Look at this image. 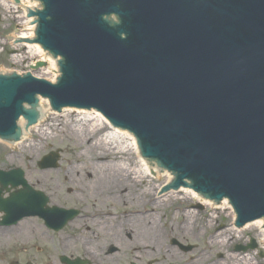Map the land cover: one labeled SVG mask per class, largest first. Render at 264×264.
<instances>
[{"label":"water","instance_id":"1","mask_svg":"<svg viewBox=\"0 0 264 264\" xmlns=\"http://www.w3.org/2000/svg\"><path fill=\"white\" fill-rule=\"evenodd\" d=\"M42 1L37 42L65 60L62 77L0 81V137L10 147L43 122L37 95L54 110L93 108L176 172V187L188 179L232 201L239 225L264 216V0ZM111 14L121 18L115 28L104 20ZM56 154L39 165L51 167ZM1 180L22 185L18 197L28 189L20 169ZM30 197L15 211H33Z\"/></svg>","mask_w":264,"mask_h":264},{"label":"flooded vegetation","instance_id":"2","mask_svg":"<svg viewBox=\"0 0 264 264\" xmlns=\"http://www.w3.org/2000/svg\"><path fill=\"white\" fill-rule=\"evenodd\" d=\"M17 52L6 51L7 57ZM7 159L0 158V172L10 170L3 166ZM28 169L25 179L30 189L43 194L44 204L37 215L16 220L9 207L15 203L11 197L17 188L0 180V264H70L78 257L76 247L80 264H264L263 228L238 230L225 208L194 204L183 195L176 194L180 204L169 206L178 198L160 194L165 178L144 177L140 182L133 175L129 179L139 182L133 191L102 182L105 185L77 194L83 201L69 208L60 181L51 191ZM147 192L150 195L145 196ZM53 207L75 209L77 216L56 230L45 220ZM34 243L42 247L26 255Z\"/></svg>","mask_w":264,"mask_h":264},{"label":"rangeland","instance_id":"3","mask_svg":"<svg viewBox=\"0 0 264 264\" xmlns=\"http://www.w3.org/2000/svg\"><path fill=\"white\" fill-rule=\"evenodd\" d=\"M2 5V4H1ZM0 5V17H1V26H0V62L6 63L5 65H0V69L4 71L15 70L19 73L29 71V62L27 57L28 52L25 48H18L21 52V55L14 58H8L6 51L13 50L17 48L12 45L10 41L12 37H18V22L20 20L16 19V15L20 16L23 12L22 10H14L9 9V7H5L6 10L3 9ZM17 13H16V12ZM25 49V50H24ZM8 58V59H7ZM11 60V61H10ZM28 62V65H25V62ZM5 67V68H4ZM47 68V67H46ZM57 69V66H56ZM59 72V71H58ZM57 72V73H58ZM35 76L41 79H45L48 82L51 80L50 75H45L42 72H34ZM58 77V76H57ZM56 77V78H57ZM55 78V79H56ZM54 79V80H55ZM45 108H50L48 104L45 105ZM48 117L44 120V130L47 135V138H44L43 143L35 147V150H32L33 147L26 146L23 147L26 151L22 153L21 150L19 151L18 148H10L7 146V143L0 141V158H4L6 155L7 159L3 166L11 169L15 168H22L26 170L29 168L28 171H34L33 178L35 180H39L42 184L46 187H50L51 191L55 190V185L58 181L64 185V188L61 189V193L63 194L64 203L68 205V207L76 206L83 201V199L78 195H83L85 190L89 189L90 187H96L105 185L102 181L99 180L100 173L98 172V168L100 166L98 162L100 159L105 158L104 154L100 152L92 153V149L90 147L91 142L90 139H94L93 142L96 140L93 137L86 138V129L83 131L80 127H76V120L70 117H56L55 119H50V114L47 115ZM46 130V131H45ZM91 130V128H89ZM44 134V133H42ZM100 136V135H99ZM36 140V139H35ZM32 139V141H35ZM30 141V139H29ZM27 142L25 141V144ZM21 149V148H20ZM89 149V150H88ZM60 151L61 156V164L60 169H48L47 171L41 172L37 167L35 168V163L40 161L43 156H45L49 152H57ZM116 154V153H115ZM122 155V164L126 167H129L131 170L138 164L137 163V155L134 153L123 152ZM118 157V153L116 154ZM28 158H31L30 161ZM100 160V161H99ZM76 167V170H71L70 167ZM134 177L138 176V170H132ZM28 172L27 175H29ZM89 176H91L89 178ZM137 179V178H136ZM162 180V179H161ZM160 181V180H159ZM115 185L120 184L121 187L117 186V190L124 188L128 191L136 190L139 186V182L135 180H122L120 183H112ZM149 184V183H148ZM159 184V183H155ZM110 188V187H109ZM67 189L68 194H65V190ZM112 189V188H110ZM116 190V189H115ZM151 190V189H150ZM149 190V191H150ZM145 196L150 195V192L144 194ZM178 198V197H176ZM175 198V199H176ZM178 202V203H177ZM180 199L178 198L175 202L170 203L169 206H176L180 204ZM36 247H42V243H34L30 244V247L26 250V255H32L33 249ZM32 248V249H31ZM51 249L54 250V247L51 246ZM77 258H81L79 251L77 250ZM53 253V252H51ZM50 253V254H51ZM45 255V254H43ZM46 256V255H45ZM76 257V253H75Z\"/></svg>","mask_w":264,"mask_h":264},{"label":"bare ground","instance_id":"4","mask_svg":"<svg viewBox=\"0 0 264 264\" xmlns=\"http://www.w3.org/2000/svg\"><path fill=\"white\" fill-rule=\"evenodd\" d=\"M22 6L24 5V8H29L35 5L34 2L31 0H20ZM4 7H9V9L17 10V6H10V5H4ZM21 7V6H20ZM25 13L22 15V21L20 22L21 28L23 30L22 33H20L18 40L20 39H30L32 38L34 34V25L32 24L33 21L30 19L24 18ZM31 22V23H30ZM25 32V33H24ZM28 61H32L31 64H35L37 60L43 61L46 63L47 68L42 69L44 71L43 73L45 75H50L51 80L49 82H52L57 76L58 71L56 69V62L54 59L50 60V58H47L43 55V50H41L38 46H31L27 47ZM41 71V72H42ZM41 104V109L43 110V122L39 124V127L35 130H29L24 135V141L22 145H19L18 142H16L12 147H10L9 143H7V146L10 148H18L19 151L21 150L22 153H25V149L23 147L31 146L33 147L32 150H35L38 145L45 142L44 138H47V134L43 132L44 130V120L47 115L50 114V119H55L56 117H59V114L57 112L53 113L51 108H45V105L48 104V101L46 99H39ZM65 114L62 117H70L76 120V127H80L81 130L86 129V138L93 137L96 139L94 142V139H90L89 142H91V149L92 153L94 152H100L101 154H104L105 158L100 159L97 163L100 164L98 168V172L100 173L99 180L104 182L105 184L115 185L112 183H120V181L129 179L133 177L134 174H132V171H130L124 164H122V155L123 152H129L134 153L137 155V163L139 164L137 167L138 169V176L137 178L141 181H143L144 177H156V178H165L166 180H170V174H164L158 169H155V175L150 170L149 164L143 160L140 156L139 152V145L138 142H136L135 137L131 135V133L126 132L125 134H122V132H115L114 128L111 127L110 123L106 121V119L103 116H100V114L95 113H87L85 114L84 111L78 110V109H70V111H65ZM91 128V130H89ZM46 131V130H45ZM44 133V134H42ZM100 135V136H99ZM30 139V141H29ZM32 139H36L35 141H32ZM25 141L27 142L25 144ZM21 148V149H20ZM89 150V149H88ZM118 153V157L116 154ZM71 170H76V167L71 166ZM148 182V181H146ZM179 195L178 193H176ZM176 194H174L172 197H176ZM180 195H183L184 199L190 200L194 204H204L203 201L200 199V197L193 192L189 191L188 189L182 188L180 191ZM167 199L165 200V202ZM208 204V203H207ZM262 222H258L256 226H251L248 229H252V227H261ZM264 236V231L263 235Z\"/></svg>","mask_w":264,"mask_h":264}]
</instances>
